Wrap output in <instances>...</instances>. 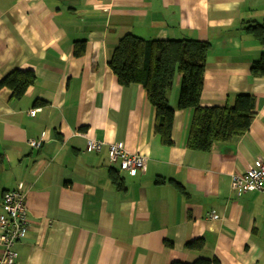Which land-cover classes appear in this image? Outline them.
<instances>
[{"label":"crops","instance_id":"crops-1","mask_svg":"<svg viewBox=\"0 0 264 264\" xmlns=\"http://www.w3.org/2000/svg\"><path fill=\"white\" fill-rule=\"evenodd\" d=\"M247 24L264 27V0H0V79L35 75L19 99L0 90V201L22 183L28 218L13 264H264V192L230 187L264 152V76L249 71L264 41ZM126 33L208 42L199 104L251 94L248 130L207 152L187 148L193 109L177 108L176 74L163 145L143 87L118 84L107 63ZM88 137L100 151L85 149ZM109 143L144 151L146 170L108 165Z\"/></svg>","mask_w":264,"mask_h":264},{"label":"trees","instance_id":"trees-1","mask_svg":"<svg viewBox=\"0 0 264 264\" xmlns=\"http://www.w3.org/2000/svg\"><path fill=\"white\" fill-rule=\"evenodd\" d=\"M245 29L259 42L264 41V27L247 24ZM209 46L208 42L196 39L146 40L126 33L118 40L107 61L118 84L143 87L154 108V132L163 145L171 144L174 110L167 102V92L176 74L180 75L177 108L193 109L187 148L207 152L214 142H228L234 136L244 134L254 118L255 99L248 93L237 94L231 105L203 107L199 104ZM249 71L252 76H264V54L251 64ZM34 79L32 70L15 69L0 79V90L7 88L12 98L19 99ZM109 175L116 185H122L116 171L111 169ZM202 244V239L198 238L185 246L198 250ZM169 264L189 263L174 261ZM190 264L211 262L199 259Z\"/></svg>","mask_w":264,"mask_h":264},{"label":"built area","instance_id":"built-area-1","mask_svg":"<svg viewBox=\"0 0 264 264\" xmlns=\"http://www.w3.org/2000/svg\"><path fill=\"white\" fill-rule=\"evenodd\" d=\"M35 109L30 111L34 115ZM32 147L40 146V140L29 139ZM103 142L87 138L85 149L87 151H100ZM107 164H118V167L131 175L143 173L148 164V156L144 151L129 152L119 143H109L107 146ZM230 187L238 195L249 191L264 192V152L256 154L251 164L247 165L244 173L233 174L230 178ZM211 218H217L210 213ZM28 226L27 209L25 205V192L22 183L6 191L0 201V264H13L17 253L14 246L22 240Z\"/></svg>","mask_w":264,"mask_h":264},{"label":"bare ground","instance_id":"bare-ground-1","mask_svg":"<svg viewBox=\"0 0 264 264\" xmlns=\"http://www.w3.org/2000/svg\"><path fill=\"white\" fill-rule=\"evenodd\" d=\"M130 152V151H129ZM133 153H135V152H133ZM147 168V167H146ZM120 169V168H119ZM121 170V169H120ZM123 171V170H122ZM126 172V171H125ZM128 173V172H127ZM17 258V257H16Z\"/></svg>","mask_w":264,"mask_h":264}]
</instances>
